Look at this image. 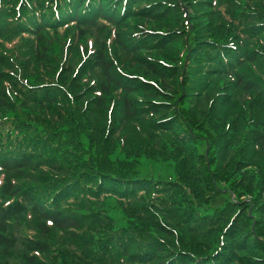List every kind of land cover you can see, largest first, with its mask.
Masks as SVG:
<instances>
[{"label": "trees", "instance_id": "1", "mask_svg": "<svg viewBox=\"0 0 264 264\" xmlns=\"http://www.w3.org/2000/svg\"><path fill=\"white\" fill-rule=\"evenodd\" d=\"M20 243L24 264H264V0H0V264Z\"/></svg>", "mask_w": 264, "mask_h": 264}, {"label": "rangeland", "instance_id": "2", "mask_svg": "<svg viewBox=\"0 0 264 264\" xmlns=\"http://www.w3.org/2000/svg\"><path fill=\"white\" fill-rule=\"evenodd\" d=\"M102 24H100L101 26ZM103 32V33H102ZM89 33H91V35L89 37H86V39L84 40V42H80L78 43L80 46H84L85 44L88 46H90V48H92V44L93 43H99L101 39L106 38L107 32L106 30L102 31L100 30V28H95L92 30H89ZM22 48H25V45L22 46ZM50 51V49H49ZM56 52H58V49H56ZM57 124V123H56ZM109 156V155H107ZM128 164V170H130V168L133 166L134 170H138L141 175L143 176H147V177H154V176H169V175H173L174 173V169L171 163H158V162H154V161H147V160H143L142 163L138 164L136 163L135 165L134 162H127ZM110 203L112 202L111 200H108ZM103 205L106 206V204H104L103 202H101L100 200H93L91 202V205H89V209H97V208H104L106 209V207H104ZM114 206V205H113ZM116 214V213H115ZM119 215V212H118ZM17 224H19L17 222ZM34 224V222H32V225ZM24 225V222L22 220V226ZM56 243V241H55ZM59 244V242L57 243ZM55 248H58V246L56 245ZM23 252H24V248L22 246V243L17 244L16 248H15V254H14V258L10 259L8 261V264H24L23 262ZM5 260L0 261L1 263H3Z\"/></svg>", "mask_w": 264, "mask_h": 264}]
</instances>
